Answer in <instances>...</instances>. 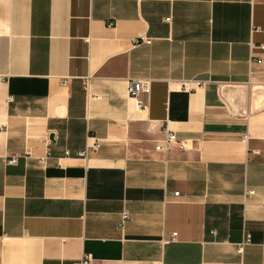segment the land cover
<instances>
[{
	"label": "crops",
	"instance_id": "1",
	"mask_svg": "<svg viewBox=\"0 0 264 264\" xmlns=\"http://www.w3.org/2000/svg\"><path fill=\"white\" fill-rule=\"evenodd\" d=\"M262 46L264 0H0V264H264Z\"/></svg>",
	"mask_w": 264,
	"mask_h": 264
},
{
	"label": "built area",
	"instance_id": "2",
	"mask_svg": "<svg viewBox=\"0 0 264 264\" xmlns=\"http://www.w3.org/2000/svg\"><path fill=\"white\" fill-rule=\"evenodd\" d=\"M110 26H112V24H110ZM151 43H152V39L146 37L145 35H141L139 38H137L135 40V44H137V45H139V44L150 45ZM261 48H264V47L262 46ZM261 62H262L261 60H258V63H261ZM1 79L2 78H0V80ZM86 87H87V83H86ZM183 89L185 91H191L192 90V88L189 86L188 83H186L183 86ZM149 91H150V84L147 81H143L140 79H133L129 83V89H128L129 95L131 98H133L135 100H137L138 97L140 95H142L143 93H147ZM137 108L139 110H142V109H145V106L142 103L137 102ZM245 140H246V137H245ZM100 146H101L100 142L97 141L94 144V146L91 148L99 149ZM174 147H177L178 149H180L182 151H187L188 150L187 140H180L177 137L175 132H172L169 129H165L163 132V138L158 142V144L156 146V150L157 151H170ZM89 149H90V146H87L84 151H81L77 154V157L84 158V159L87 158L89 155ZM65 154L67 156H69L70 152L66 151ZM30 155H31V153L28 151L26 153H24V155H22V156L21 155H15V156H13L7 160V165L8 166H15L19 163L20 158H26V157H29ZM40 161L45 162L46 158L40 159ZM254 194H255V191H253V190H250L247 192V196H253ZM174 196L178 197L179 192L174 193ZM128 218L129 217H128L127 212H124L122 214V222L123 223L126 222L128 220ZM210 234L213 236H216L217 231L213 230V231H211ZM172 236H173V238H175L177 236V233H174ZM250 243H251V235L247 234L245 240L238 245L237 253L239 255H243L244 251H245V247L250 245ZM91 262H92V258L89 256H85L81 260L75 262V264H91Z\"/></svg>",
	"mask_w": 264,
	"mask_h": 264
}]
</instances>
